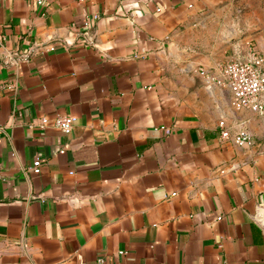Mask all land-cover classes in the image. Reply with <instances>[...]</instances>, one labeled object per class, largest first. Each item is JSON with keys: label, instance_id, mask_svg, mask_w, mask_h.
Masks as SVG:
<instances>
[{"label": "crops", "instance_id": "crops-1", "mask_svg": "<svg viewBox=\"0 0 264 264\" xmlns=\"http://www.w3.org/2000/svg\"><path fill=\"white\" fill-rule=\"evenodd\" d=\"M244 1L0 0V264H264V116L197 75Z\"/></svg>", "mask_w": 264, "mask_h": 264}, {"label": "built area", "instance_id": "built-area-1", "mask_svg": "<svg viewBox=\"0 0 264 264\" xmlns=\"http://www.w3.org/2000/svg\"><path fill=\"white\" fill-rule=\"evenodd\" d=\"M197 75L207 87L227 89L231 95L232 105L236 110H246L264 116V54L250 50L247 58H237L218 63L212 68L199 67ZM76 119L73 116H57L54 127L61 132L69 133ZM46 124V121H42ZM222 140L232 142L238 147L250 146L253 143L252 134L242 129L230 133L224 121L218 122ZM4 133L0 128V134ZM38 172L37 169L34 170Z\"/></svg>", "mask_w": 264, "mask_h": 264}, {"label": "rangeland", "instance_id": "rangeland-1", "mask_svg": "<svg viewBox=\"0 0 264 264\" xmlns=\"http://www.w3.org/2000/svg\"><path fill=\"white\" fill-rule=\"evenodd\" d=\"M249 1L248 5L245 2ZM240 5L235 13L234 28L237 35L225 39L226 46L243 45L239 49L248 56L250 50H259L264 54V0H246ZM231 24V25H233ZM228 28V27H227ZM257 50V51H258ZM228 60L235 59V53L225 52ZM240 55V52H239Z\"/></svg>", "mask_w": 264, "mask_h": 264}]
</instances>
